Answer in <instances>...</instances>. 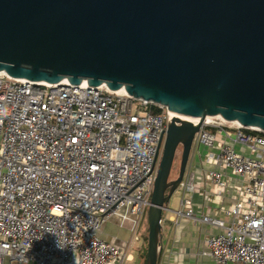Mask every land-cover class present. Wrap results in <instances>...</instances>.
Segmentation results:
<instances>
[{"label":"built area","instance_id":"2783aa9c","mask_svg":"<svg viewBox=\"0 0 264 264\" xmlns=\"http://www.w3.org/2000/svg\"><path fill=\"white\" fill-rule=\"evenodd\" d=\"M170 116L166 107L105 85L0 73V264L132 262ZM196 191L211 213L197 212ZM175 195L177 210L168 205L163 213H173L176 224L186 219L217 230L201 257L264 264V132L206 118ZM118 216L132 225L126 246L103 232Z\"/></svg>","mask_w":264,"mask_h":264},{"label":"water","instance_id":"95a60500","mask_svg":"<svg viewBox=\"0 0 264 264\" xmlns=\"http://www.w3.org/2000/svg\"><path fill=\"white\" fill-rule=\"evenodd\" d=\"M0 73L105 85L169 109L148 211L147 264H158L163 212L204 120L264 132V0H0Z\"/></svg>","mask_w":264,"mask_h":264},{"label":"crops","instance_id":"0c3cea01","mask_svg":"<svg viewBox=\"0 0 264 264\" xmlns=\"http://www.w3.org/2000/svg\"><path fill=\"white\" fill-rule=\"evenodd\" d=\"M198 170L200 169L198 168ZM200 179L201 180L199 182V185H201L202 187V185L204 184L202 173ZM193 202L195 205V209L197 210L198 213L202 211L209 213L212 212L209 211L210 209L208 207L206 208V206L204 205V197L200 191H196V193L194 194ZM178 203H179V199L176 207L172 209L170 208L169 205V208L172 211L177 210ZM216 215H218V213H216ZM114 220L123 221V219L119 216L114 217L110 221H108L103 228V232L106 233L105 236H108L109 239L116 240L122 246L128 245V242L132 239L131 223L129 221H123L124 223L130 225V230L121 231L123 233L122 234L123 238L122 240H120L119 237H115L111 235L109 237L106 230L107 226ZM176 221H177L176 216L173 213H163V222H162L163 230H162V238L160 243V247L162 246V248H161L158 264H215L212 260L201 257L199 255V252L203 249L205 239L210 234L216 233L217 230L213 227L204 226V225H198L197 227H195L192 225L191 221H188L186 219L179 220V223L177 224ZM167 229H169L172 234V236H169L168 238H166ZM137 246L135 247V249L138 248ZM130 251L134 261L135 256L132 252L134 250H130Z\"/></svg>","mask_w":264,"mask_h":264},{"label":"rangeland","instance_id":"374dc122","mask_svg":"<svg viewBox=\"0 0 264 264\" xmlns=\"http://www.w3.org/2000/svg\"><path fill=\"white\" fill-rule=\"evenodd\" d=\"M241 151V149H239ZM243 153H245V155H248L247 152L245 150H242ZM181 158H182V146H179L178 150H177V154L175 157V161H174V165H173V169H172V173L170 176V181H175L178 177H179V172H180V165H181ZM194 170H196V174H197V185L200 182V178H201V171L198 170L199 168V164L197 161L194 162ZM198 194V193H197ZM178 195H174L171 198L170 201V208H174L177 205L178 202ZM139 236L141 238V244L138 245L135 249H132L134 251V261L133 262H126L125 264H141L143 262V260L146 257L147 260V250H148V229H149V222H148V212L146 213V215L144 216V218L141 220L140 222V227H139ZM107 233L110 237L111 236H115V237H119L120 240H122V232L121 231H125V230H130V225L127 223H124L121 220H114L112 221L106 228ZM131 233V232H130ZM106 235V233H104ZM169 236H172L171 231L169 229H167L166 232V238H168ZM108 237V236H107Z\"/></svg>","mask_w":264,"mask_h":264},{"label":"bare ground","instance_id":"6f19581e","mask_svg":"<svg viewBox=\"0 0 264 264\" xmlns=\"http://www.w3.org/2000/svg\"><path fill=\"white\" fill-rule=\"evenodd\" d=\"M120 92L122 93V92H125V91L121 90ZM176 117H178L179 119L185 120V121H189L191 123H200V121L198 119L188 118V117H184L182 115H177ZM209 120H210V118H207V121H209ZM202 125H203V123H202Z\"/></svg>","mask_w":264,"mask_h":264},{"label":"trees","instance_id":"16d2710c","mask_svg":"<svg viewBox=\"0 0 264 264\" xmlns=\"http://www.w3.org/2000/svg\"><path fill=\"white\" fill-rule=\"evenodd\" d=\"M158 111V110H157ZM159 112V111H158ZM141 264H147V260H146V257L145 259L143 260V262Z\"/></svg>","mask_w":264,"mask_h":264}]
</instances>
